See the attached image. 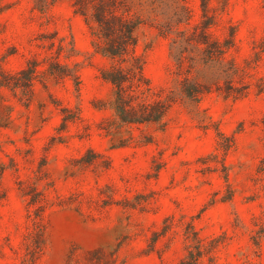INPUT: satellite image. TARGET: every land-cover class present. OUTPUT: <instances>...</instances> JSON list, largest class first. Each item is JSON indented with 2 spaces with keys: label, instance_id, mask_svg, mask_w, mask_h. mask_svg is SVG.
I'll return each instance as SVG.
<instances>
[{
  "label": "rangeland",
  "instance_id": "obj_1",
  "mask_svg": "<svg viewBox=\"0 0 264 264\" xmlns=\"http://www.w3.org/2000/svg\"><path fill=\"white\" fill-rule=\"evenodd\" d=\"M185 4L192 29L201 0ZM208 14L213 38L234 29L225 57L242 93L127 124L71 0H0V264H76L98 247L120 264H264V0H208ZM137 34L152 91L172 88L169 39L149 24ZM59 40L78 82L5 85L31 60L44 68Z\"/></svg>",
  "mask_w": 264,
  "mask_h": 264
},
{
  "label": "trees",
  "instance_id": "obj_2",
  "mask_svg": "<svg viewBox=\"0 0 264 264\" xmlns=\"http://www.w3.org/2000/svg\"><path fill=\"white\" fill-rule=\"evenodd\" d=\"M71 3L74 13L84 20L92 52L109 61L100 76L113 86V107L121 122L160 123L175 103L196 106L205 93L213 90L227 97L242 93V88L233 83L238 69L225 57L234 45V29L231 28L223 40L210 35L208 30L213 19L208 14V0H201V19L192 29L186 28L191 13L185 0H71ZM145 24L154 26L169 39L175 85L168 90L152 91L144 75L145 60L143 54L137 52V32ZM182 24L185 28H181ZM55 52L56 56L44 59L47 62L44 68H39L40 62L31 60L6 80L5 85L20 89L26 95L40 74L69 77L78 82L77 64L59 59L60 55L65 59L70 57V52H74L73 44L67 47L59 40ZM198 257L191 253L188 261L182 260L179 264H196ZM74 261L76 264H120L117 250L102 247L87 250Z\"/></svg>",
  "mask_w": 264,
  "mask_h": 264
}]
</instances>
